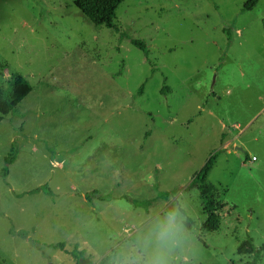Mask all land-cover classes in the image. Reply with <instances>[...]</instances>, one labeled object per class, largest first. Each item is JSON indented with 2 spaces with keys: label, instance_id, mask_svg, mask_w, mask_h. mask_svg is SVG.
<instances>
[{
  "label": "rangeland",
  "instance_id": "374dc122",
  "mask_svg": "<svg viewBox=\"0 0 264 264\" xmlns=\"http://www.w3.org/2000/svg\"><path fill=\"white\" fill-rule=\"evenodd\" d=\"M75 1L0 0V88L32 86L0 123V264H139L168 212L183 224L171 264L249 262L240 245L264 246V0H125L119 31ZM215 154L220 225L204 231L190 184Z\"/></svg>",
  "mask_w": 264,
  "mask_h": 264
},
{
  "label": "trees",
  "instance_id": "16d2710c",
  "mask_svg": "<svg viewBox=\"0 0 264 264\" xmlns=\"http://www.w3.org/2000/svg\"><path fill=\"white\" fill-rule=\"evenodd\" d=\"M261 0H248L245 10L252 11ZM125 2V0H76L75 5L95 26L106 27L119 31L115 25L114 20L116 18V12L119 6ZM124 36V35H122ZM131 44L141 50L146 57L149 55L148 48L144 41L138 39H130ZM143 86L140 92H143ZM32 92V86L29 81L21 76L16 75L12 78L5 88H0V123L10 114H15L17 107L26 99ZM167 94L168 89L163 91ZM217 154L211 156L201 171L194 177L190 188L198 189L200 197L203 203V209L207 215L206 221L202 225L204 231H217L220 225V216L213 211L214 208H218L220 203L217 198V189L210 183H208V175L210 174ZM14 162L13 152L6 158V163L11 164ZM8 169H4L3 174L7 176ZM46 191L48 194H52V191L47 187L36 189L33 192L39 193L40 191ZM181 213L186 216V212L181 210ZM192 221L187 219L186 226L191 228ZM63 251L65 247L58 245ZM75 259H80L85 252L78 251L70 252ZM238 254L242 257H250L251 260L245 264H264V246L261 249H257L251 240L243 242L239 249ZM79 262V261H78ZM89 264V263H88ZM100 264H110L108 259H103Z\"/></svg>",
  "mask_w": 264,
  "mask_h": 264
},
{
  "label": "clouds",
  "instance_id": "9594fccd",
  "mask_svg": "<svg viewBox=\"0 0 264 264\" xmlns=\"http://www.w3.org/2000/svg\"><path fill=\"white\" fill-rule=\"evenodd\" d=\"M183 224L178 214L154 218L137 245L139 264H171L170 253L179 245ZM132 264H137L134 257Z\"/></svg>",
  "mask_w": 264,
  "mask_h": 264
},
{
  "label": "built area",
  "instance_id": "2783aa9c",
  "mask_svg": "<svg viewBox=\"0 0 264 264\" xmlns=\"http://www.w3.org/2000/svg\"><path fill=\"white\" fill-rule=\"evenodd\" d=\"M256 158L255 157H253V160H255Z\"/></svg>",
  "mask_w": 264,
  "mask_h": 264
}]
</instances>
